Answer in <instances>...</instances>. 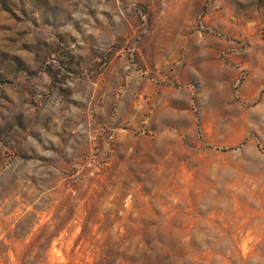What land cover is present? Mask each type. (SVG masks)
<instances>
[{
    "label": "rangeland",
    "instance_id": "rangeland-1",
    "mask_svg": "<svg viewBox=\"0 0 264 264\" xmlns=\"http://www.w3.org/2000/svg\"><path fill=\"white\" fill-rule=\"evenodd\" d=\"M0 264H264V0H0Z\"/></svg>",
    "mask_w": 264,
    "mask_h": 264
}]
</instances>
